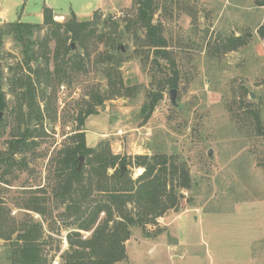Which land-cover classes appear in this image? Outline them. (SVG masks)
<instances>
[{"label": "rangeland", "instance_id": "374dc122", "mask_svg": "<svg viewBox=\"0 0 264 264\" xmlns=\"http://www.w3.org/2000/svg\"><path fill=\"white\" fill-rule=\"evenodd\" d=\"M259 1L154 0V22L162 26L168 42L165 59L143 46L144 32L133 22L134 0H1L0 15L4 13L7 21L0 16V26L18 20L38 23L45 5L54 9V19L60 23L70 20L72 12L80 21H107L98 26L103 40L93 38L96 45H88L90 56L74 44L71 58L77 60L81 54L84 70L50 86L46 97L37 88L44 132L36 138V148L17 150L15 157L27 166L13 177L6 176L11 184L0 181V200L8 220L2 233L33 217L42 223L41 245L47 263L61 264L77 216L67 208L68 202L56 196L57 153L72 142L80 111L94 95L109 91L105 73L112 68L119 69L130 91L106 99L97 105L98 113L87 117L83 126L87 145L108 142L113 153L129 159L165 152L184 162L192 179L190 189L178 191L176 206L146 229L133 228L125 243L127 259L117 264H264V37L259 34L264 6ZM48 31L44 27L33 39L43 41ZM230 35H244L249 42L216 58L208 55L213 40ZM119 45L125 60L116 69ZM23 61L20 44L11 37L0 41L10 108L17 105L10 67L19 70ZM50 69H54L53 62ZM174 78L176 87L166 85L167 79ZM172 88L178 91L177 106L171 103ZM155 94L157 106L150 117L145 116L143 105ZM252 111L261 116V126L257 127ZM4 117L8 126L0 137V150L7 151L18 133L12 113L4 112ZM85 164L84 158L82 167ZM125 165L124 175L132 179L144 171L132 163ZM28 197L41 204L43 213L25 209L23 201ZM100 197L94 188L91 198ZM79 232L83 238L91 234ZM9 254L8 243L0 237V264H11Z\"/></svg>", "mask_w": 264, "mask_h": 264}, {"label": "trees", "instance_id": "16d2710c", "mask_svg": "<svg viewBox=\"0 0 264 264\" xmlns=\"http://www.w3.org/2000/svg\"><path fill=\"white\" fill-rule=\"evenodd\" d=\"M136 17L134 23L144 32L143 46L154 49L159 58H168V42L163 35L162 26L154 22L156 7L154 0H134ZM264 6V0L259 1ZM71 19L60 23L54 19V11L48 6L43 7L42 23L16 21L0 26V41L5 37L13 38L22 47L24 61L19 70H13L11 78L14 95L17 98L16 107L10 108L4 91V74L0 65V112L12 113L14 130L17 138L10 141V149L0 150V181L10 185L15 175L23 170L26 161H18L13 150L20 145L21 149L36 148L39 144L36 138L42 136L44 112L38 104V90L41 88L43 97L46 91L55 83L65 82L73 72L84 70L85 61L81 54L77 60H72V43L85 48V55L90 56L88 45L93 38L103 40L104 35L98 32L99 23L105 26L106 20H78L74 12ZM44 27H48V35L43 41L39 37L33 39ZM264 37V26L259 29ZM116 39L115 41H117ZM54 43L52 48L51 43ZM91 42V43H90ZM249 42L244 35L220 36L208 45V55L218 57L224 52L238 50ZM39 43V45H37ZM115 43V42H114ZM37 45V46H36ZM116 66L118 69L124 59L119 47L115 48ZM84 55V56H85ZM170 55V54H169ZM112 55H108L110 59ZM43 62L41 63V61ZM35 61L36 66H33ZM51 62L54 69H50ZM172 67L176 63L170 62ZM44 65V66H43ZM24 66V67H23ZM27 71H23V69ZM112 69V68H111ZM108 69L105 73L108 79L109 91L105 95H94L78 114V130L72 142L61 148L56 157L55 187L58 199L67 203V208L77 216L76 230L68 233L69 248L62 255L61 264H117L127 259L126 241L132 235L135 227L146 229L147 224L161 217L169 208L177 205L180 189H190L192 179L190 170L184 162L171 158L165 152L136 155L129 159L113 153L110 143L101 142L96 147H89L86 141L85 120L91 114L98 113L97 105H103L106 99L124 96L130 91L124 85L121 73ZM173 73L178 74L176 68ZM166 85L177 86V79H167ZM165 86V84H164ZM159 97L143 105L142 111L150 117L154 112ZM257 127L262 125L261 116L252 111ZM6 117L0 119V137L7 129ZM84 156L86 164L78 169L79 158ZM132 163L143 167L144 171L132 179L121 174L122 166ZM114 169L112 174L109 173ZM101 193L100 198H91L93 189ZM30 197L24 199L25 209L43 213L40 203L33 202ZM6 208L0 200V237L8 243L11 264H48L42 251L41 239L43 227L40 221L33 217L26 219L20 227H9L4 234L2 229L7 225ZM104 213V217L100 218ZM80 230L91 231L90 236L83 238ZM18 234L13 237V235Z\"/></svg>", "mask_w": 264, "mask_h": 264}, {"label": "water", "instance_id": "95a60500", "mask_svg": "<svg viewBox=\"0 0 264 264\" xmlns=\"http://www.w3.org/2000/svg\"><path fill=\"white\" fill-rule=\"evenodd\" d=\"M73 47H74V43H72V48H73ZM119 49H121L122 52H124V48H123L122 45H119ZM177 93H178V91H177V89H175V88H172V89L170 90V92H169V94H170V98H171V103H172L173 105H175V106L178 105V103H177ZM251 95H252L253 98L255 97V95H254L253 93H252ZM2 116H3V112H0V119L2 118ZM19 148H20V145L17 144V146L15 147V150L13 151V154H14V155H16L17 150H18ZM209 155L212 156V150L209 151ZM83 159H84V156H80V158H79V166H78V169H79V170H80L81 167H82ZM126 169H127L126 166H122V168H121V174H124V172L126 171Z\"/></svg>", "mask_w": 264, "mask_h": 264}, {"label": "crops", "instance_id": "0c3cea01", "mask_svg": "<svg viewBox=\"0 0 264 264\" xmlns=\"http://www.w3.org/2000/svg\"><path fill=\"white\" fill-rule=\"evenodd\" d=\"M46 6H47V5H46ZM48 7H50V6H48ZM50 8H52V7H50ZM52 9H53V8H52ZM42 11H43V8H42ZM53 11H54V9H53ZM54 13L57 14L55 11H54ZM74 13H75V12H74ZM75 14H76V13H75ZM61 15L64 16V14H62V13H61ZM0 16H1L2 19L4 18V20H6V19H5V15H4V13H1ZM76 16H77V15H76ZM42 20H43V12H42V19H41V21H42ZM6 21H7V20H6ZM41 21L38 22V23H41Z\"/></svg>", "mask_w": 264, "mask_h": 264}, {"label": "built area", "instance_id": "2783aa9c", "mask_svg": "<svg viewBox=\"0 0 264 264\" xmlns=\"http://www.w3.org/2000/svg\"><path fill=\"white\" fill-rule=\"evenodd\" d=\"M2 6V2H1V0H0V7Z\"/></svg>", "mask_w": 264, "mask_h": 264}, {"label": "bare ground", "instance_id": "6f19581e", "mask_svg": "<svg viewBox=\"0 0 264 264\" xmlns=\"http://www.w3.org/2000/svg\"><path fill=\"white\" fill-rule=\"evenodd\" d=\"M143 169V168H142ZM139 172H140V170H139Z\"/></svg>", "mask_w": 264, "mask_h": 264}]
</instances>
